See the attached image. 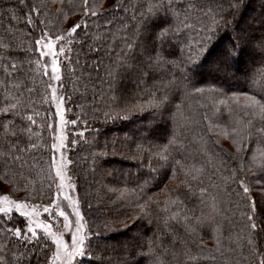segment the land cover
I'll list each match as a JSON object with an SVG mask.
<instances>
[{
  "label": "trees",
  "instance_id": "16d2710c",
  "mask_svg": "<svg viewBox=\"0 0 264 264\" xmlns=\"http://www.w3.org/2000/svg\"><path fill=\"white\" fill-rule=\"evenodd\" d=\"M258 1L243 0L240 11L228 15L227 23L216 28L214 35L209 34L200 57H194V63H199L200 68H187L194 87L174 89L169 93L172 103L157 111L149 104L152 98L134 87L126 78L127 74L109 83L104 66L111 65L115 58L109 56L115 44L95 39L98 34L109 33L121 38V46L125 35L133 43L147 42L151 30L137 36L132 32L134 25L144 24L141 16L149 19L147 4L155 0H89L97 14L87 17L79 7L82 0H27L31 8H38L39 12L22 8L18 0H0V107L16 104L15 110L21 115L15 119V127L10 125L9 130L25 129L19 142L22 148L27 147L23 169L18 164L0 167V176L11 186V192L23 197L27 192L30 200L42 203L47 202L55 190L50 122L55 109L51 88L47 87L50 81L43 71L34 41L39 39L42 28L64 37L65 53L59 56L61 91L67 118L77 121L75 125L70 124L69 173L76 183L88 226L100 234L94 238L87 257L76 264H103L108 259L112 260L111 264H252L257 261L260 255H251L247 243L250 207L243 189L248 184L250 189L264 190V170L253 163V157L260 159L264 154V140L254 130L241 132L247 135V143L243 151H237L239 137L232 135V129L239 130L250 117L244 112L245 98L233 93L264 99L258 95L264 79L261 76L264 57L259 49L248 47L243 52L234 51L233 58L225 62L221 52L232 47V41L239 38L242 30L247 29L254 40L264 34V28L259 27L264 18V0L260 4ZM176 3L180 5L182 0ZM205 3L207 0H199L195 11L178 8L180 19L187 14L207 23L199 15ZM248 9L257 15L252 18L253 23L246 26L243 17ZM29 15L33 24L27 23ZM11 16L16 18L11 19ZM81 20L85 22L83 29L75 34L67 33V29ZM195 28L199 32L200 24ZM187 35L191 39L184 43L182 51H177V56L185 59L193 42L205 39L203 34L197 36L195 32ZM4 44L8 45L7 49L3 48ZM9 60L17 65L16 69L9 65ZM218 63L222 67L234 65L238 70L236 75L231 78L223 68L215 69ZM169 70L179 77V71ZM151 83L149 80L144 87L150 88ZM194 88L203 91L196 92ZM121 109L124 111L120 112ZM227 109H231V114ZM109 112L111 119L105 116ZM117 112H120L119 118H116ZM0 115L12 119L11 114ZM28 116L32 121L26 119ZM261 126L256 124V127ZM3 135L0 128V137ZM168 140L173 141L169 160L174 156L189 169V175L177 168L173 176L168 165H161L155 156L149 155L151 145H162ZM185 181L192 185L189 199L184 198V193L188 192ZM201 189H207V195H202ZM121 191H124L123 196ZM38 195L41 198L37 199ZM148 197L156 203L151 206V214L144 217L135 210L133 201L143 202ZM177 199L183 201L179 206L171 203ZM259 199L262 204L263 199ZM258 212L253 220L258 225L254 230L255 239L257 248L264 250L261 222L264 211ZM174 213L181 215L173 219ZM184 214L201 217L195 233L187 231ZM8 217L19 221L20 214L12 213ZM105 221L110 222L109 228L103 227ZM187 223L196 222L190 219ZM0 225L21 227L19 222L9 223L3 215H0ZM140 228L143 237L138 241L135 234ZM120 236L129 246L138 244L128 248L117 242ZM40 238L41 244L35 252L26 254L30 264H47L49 260L52 246L48 251L44 237ZM9 241L13 251L20 249L16 251L19 257L22 242L0 228V254L6 257L10 254L4 245ZM47 244L51 242L47 240Z\"/></svg>",
  "mask_w": 264,
  "mask_h": 264
},
{
  "label": "snow or ice",
  "instance_id": "6c2138e0",
  "mask_svg": "<svg viewBox=\"0 0 264 264\" xmlns=\"http://www.w3.org/2000/svg\"><path fill=\"white\" fill-rule=\"evenodd\" d=\"M199 0H182V3L178 5L176 0H155L154 3L147 4L148 17L145 19L144 16H141L140 19L144 20V24L136 26L134 25L135 31L132 32L133 36L138 34L148 32L151 30V35L148 37L147 42L143 40H137L133 43L127 35L123 37V45L121 46L120 39L118 37L112 36L109 33L98 34L95 39L104 44H115V48L109 53L112 63L109 66H104L105 76L108 78L109 83L115 82L118 78H123L124 74H127L126 78L129 81L134 83V87L140 88L141 91L151 97L149 101L150 106L154 110L164 109L166 106L170 105L172 101L169 99V93L175 90H186L189 87H194L189 79L187 68L192 67L193 69H199L200 64L194 63V57L199 58L201 52L203 51L204 45L208 43L210 35L215 34V29L221 27L223 24L227 23L226 17L228 15H235L240 11L241 6L243 5V0H207L199 12V15L203 17L207 23H201L198 18H193L185 14L184 19H180V11L178 8H188L193 11L197 8V3ZM19 5L22 8H28L29 11H37L39 9H33L27 3V0H18ZM144 4H141V7H144ZM83 15L85 17L89 15H96L97 13L93 11L92 6L89 4V0H82V4L79 6ZM118 7H121L118 5ZM207 9L205 11L204 9ZM8 11L7 8L4 9ZM155 14V15H154ZM16 17L11 16V19ZM27 23L33 24V18L31 15L27 16ZM133 19H135V13H133ZM193 20L192 23H189V20ZM84 21L81 20L77 23H74L67 33L75 34L78 29L84 28ZM200 24L199 32H196L195 25ZM259 27L264 28V18L260 20ZM125 31H127V26H125ZM189 32H195L197 36L201 34L204 35L205 39H200L194 41L192 46L189 47V54L187 58L178 57L177 51H182V46L184 43L191 39L187 34ZM238 39L232 41L231 48H225L221 52V57L227 62L228 59L233 58V52H243L245 48L252 47L259 49V54L264 57V34L261 35L259 40H254V37L250 32L245 29L238 34ZM88 37L86 36V39ZM36 47V52L40 56L50 57L51 64V73L52 79L59 81L60 76L57 74L59 72V60L58 57L65 53L64 47V37L57 35L55 33H49L46 29L42 28L39 34V39L34 41ZM243 43L244 47H241ZM8 45L4 44L3 48L7 49ZM57 48L59 51H57ZM118 49V51H117ZM3 59H7L4 57ZM9 65L13 69L17 68V65L11 64V61H8ZM264 63V60H262ZM181 65H184V68L181 69ZM100 67V65H97ZM169 69H176L180 72L179 77H177ZM261 76L264 77V73H261ZM151 80V87L146 88L144 85ZM48 88H51V100L56 101L62 98L58 97L57 89L51 83H48ZM196 92H202L203 89L194 88ZM31 92V89H28ZM139 94H137L138 96ZM158 95V99H156ZM234 96L240 95L245 98L244 112L247 117H250L247 120V124L243 125L239 130L237 128L232 129V135L239 137L237 139V151H243L244 146L247 143V135H241V132H249L254 130L255 134L261 137L264 140V99H257L255 96H248L247 93H233ZM258 95L264 97V79L261 80L260 90ZM136 97L134 96L133 99ZM118 102V101H116ZM178 108V106H177ZM16 104H7L4 107H0V114H11L12 119L8 120L5 115H0V128L3 129L4 135L0 137V167L8 168L9 166H16L17 164L21 169L24 167V153L27 151V147L22 148L21 143L19 142L25 129L16 128L13 131L9 130V126H14V121L21 114L16 110ZM229 114H231V109H227ZM124 109H121L120 112H123ZM170 111V109H169ZM219 111V110H218ZM120 112L116 113V118H119ZM55 113L60 117V122L64 123V111L61 109L59 103L55 105ZM105 116L108 118H113L111 113H105ZM28 121H32V117H26ZM255 122V123H253ZM76 120H72L71 124L75 125ZM256 124L262 125L261 127H256ZM15 127V126H14ZM208 130L211 131V125H209ZM227 134V133H225ZM164 137H161L163 139ZM61 139V146L63 142V137ZM173 141L168 140L167 143L162 145H151L148 152L149 155H153L157 158V161L161 165H168L172 171V175H176V169H182L185 172V175H189V169L182 164L179 160H175V157H172V160H169L170 147L172 146ZM52 149H57L58 145L53 143ZM138 147H141L138 145ZM179 154V153H177ZM68 163H71L69 161ZM174 163V166H173ZM253 163L261 166V169L264 170V154L261 155L260 159L253 157ZM53 166L56 168V176L60 178L61 184L57 188L56 198L48 197L47 203L38 204L36 208H42L45 214H48V220L43 223H38L37 227L43 229L44 234V243L48 247V251H51V245L47 244L48 238L51 241L55 242L56 251L53 252V256L59 259L63 256L66 260V264H72L74 257L83 256L86 252H90L93 248V240L95 237H98L100 234L92 230L91 227L85 232L83 231L84 217L81 214L78 206L75 203H71L73 212L75 213V219H69V213L65 210V207H62L64 201L72 202L73 197L68 194H63L61 196L59 189L63 187L64 177L61 175V168L63 166V161L60 164H56L53 158ZM153 172L156 169L152 170ZM195 179V177H192ZM239 183L243 185V180H240ZM188 192L184 193V198H190V192L192 185L188 181H185ZM244 192L247 193L249 189L244 187ZM51 191V188H49ZM127 191V190H125ZM202 195H207V189H201ZM124 195V191H121V196ZM37 199L41 198L39 195ZM25 200L31 199L30 195L25 193ZM0 201H5L11 205V207H0V215H3L7 218L9 223L21 224V227L7 228L4 225H0V228H3L4 233H10L12 237L19 238L21 243V248L23 249L20 252V256H16V249L13 251L11 246V241L8 244L4 245V248L9 252V256L0 254V264H13V260L16 261V264H30V258L27 257L28 252H35L36 247L41 244V238L37 236V231L31 225L36 223L35 221H26L24 218L29 217L30 215H38V212L29 213L26 209L32 207L30 204H25L21 201L19 197L15 200H11L8 194L0 195ZM135 204V210L139 212L142 216L147 217L151 214V206L156 203L152 200V197H148L143 202H140L139 199L133 201ZM171 203L179 206L183 201L177 199L171 201ZM21 208L25 210L20 213L19 221H14L11 217H8V213L19 212ZM183 212V210H182ZM56 213L59 215L57 216ZM181 215L180 213L172 214L173 219ZM192 219L196 223L188 224L187 222ZM183 220L187 224V231L195 233L197 227L199 226V221L201 217L193 216L189 217L187 214L183 215ZM249 220V233L247 237V243L251 247V255L256 256L260 255L264 257V250L257 248L255 232L258 228V225L253 222L251 216L248 217ZM59 222V230L53 231L52 226ZM118 221H113L115 223ZM109 223L105 221L103 223L104 228H109ZM72 224H75V231H71ZM67 231L71 236V244L67 243L64 240V234ZM87 239V247L85 246V241ZM148 243H151L150 241ZM202 243V242H201ZM219 244V240L217 241ZM64 251L61 252L60 250ZM70 249V250H69ZM151 252L152 250L149 249ZM195 259V258H193ZM257 264H264V258L257 261Z\"/></svg>",
  "mask_w": 264,
  "mask_h": 264
},
{
  "label": "rangeland",
  "instance_id": "374dc122",
  "mask_svg": "<svg viewBox=\"0 0 264 264\" xmlns=\"http://www.w3.org/2000/svg\"><path fill=\"white\" fill-rule=\"evenodd\" d=\"M259 1H258V3L260 4L261 0H259ZM256 15L257 14H255V12L252 10L248 9L245 11V16L243 18H244L245 22L247 23L246 26H248V24L251 25V23H253L252 18ZM242 27H245V26H242ZM236 29H237L236 32H238V27ZM250 49H251V47H250ZM57 51H59L58 48H57ZM50 59H51L50 57L40 56V62H41V65H42V68H43L45 75H47V77L49 78L50 83L54 87H56L58 97L62 98V102L60 99H57L56 101L51 100L53 105H54V109H55V105L57 103H59L61 106V109L64 111V123L60 122V117L58 115H56L55 110H54V114L52 115V118L50 121L51 122V128H52V139H53L52 144L55 143L58 145L57 149H52V147H51V151H52L51 152V154H52L51 168H52V176L54 177V184H55V190L53 191L52 198H56L57 188L61 184L60 178L57 177L55 174L56 168L53 166V158H54L56 164H60L61 161H63V166L61 168V175L64 177V180H63V187L59 189V192H60L61 196L63 194H68V195H71L73 197L72 202L64 201L62 204V207H65V210L69 213V219L74 220L75 219V213L72 210L71 203H75L78 206L81 214L84 217L85 227H84L83 231L86 232L89 228L88 222H87L86 216H85L83 209H82L80 197L77 193L76 183H75L73 177L69 173L68 137H69L70 128H71V126H70L71 121L66 116V110H65V106H64L63 93L61 91L60 80L56 81V80L52 79ZM58 60H59V57H58ZM246 61H249V58H246ZM58 67L60 70L57 74L60 76V79H61V72L62 71H61L60 62H59ZM214 68L215 69L223 68L231 76V78H233V76H235L237 71H238L234 65H228V67H222L221 63L216 64ZM71 125H73V124H71ZM61 137H63L62 146H61V139H60ZM52 144H51V146H52ZM244 187H247L249 189V191L247 192V198L249 200V207H250V215L249 216H251L253 218V220H255L256 219L255 218L256 212L258 214L259 210L264 211V190H262V189H254V190L250 189L248 184H245ZM10 188H11V186L4 180L3 177L0 176V195L8 194L10 196L11 200H15L17 197H19L23 203L32 205V207H29L26 210L29 213L38 212L39 214L38 215H30L29 217H27L25 219H26V221H35L36 223H33L31 226L34 229H36L38 237H41V236L44 237L43 229H39L37 227V225H38V223H43L46 220H48V214H45L43 212L42 208L38 209L35 207L38 204H42V202L32 201L30 199L25 200L24 197L22 196L23 194L11 192ZM257 195L263 199L262 204H259L260 199H259V197H257ZM45 203H47V202H45ZM258 205H259V207H258ZM0 207H11V205L5 201H0ZM24 210H25L24 208H21L19 210V212H16L14 210L13 212L8 213V215H10L12 213L20 214ZM56 215L58 216L59 214L56 213ZM259 222H260V220H259ZM261 222L264 224V215L261 219ZM52 230L53 231L59 230V222L52 226ZM71 231H73V232L75 231V224H72ZM135 236L137 237L138 241H140V239L143 237V231L141 230V228L136 231ZM48 240L51 242L52 252L50 254V257H49L47 264H66V260L63 256H61L59 259H57L56 257L53 256L52 253L56 251L55 242L51 241L50 238H48ZM64 240L67 243L71 244V236L67 231H65ZM117 242L120 244H124L128 248L135 247L138 244V242H137V243H135L136 245L133 243L134 246H129L126 243V239L121 237V236L118 237ZM85 246L87 247V239L85 241ZM60 251L63 252L64 250L61 249ZM87 254H88V252H86L85 255H83V256L74 257L72 260V264H76L77 262L82 261V259H85L87 257ZM260 259H261V256L258 257L257 261ZM257 261L255 263H252V264H257ZM111 262H112V260L108 259V260L104 261L103 264H111Z\"/></svg>",
  "mask_w": 264,
  "mask_h": 264
}]
</instances>
